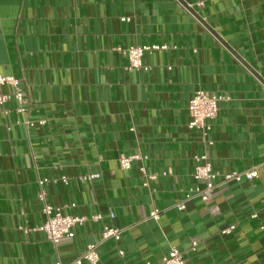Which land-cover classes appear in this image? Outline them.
<instances>
[{"label": "crops", "instance_id": "1", "mask_svg": "<svg viewBox=\"0 0 264 264\" xmlns=\"http://www.w3.org/2000/svg\"><path fill=\"white\" fill-rule=\"evenodd\" d=\"M144 46L165 49L129 70L121 50ZM0 74L28 100L23 115L0 108V264H72L89 245L99 264H159L172 248L186 264H264V0H0ZM198 90L228 98L207 138L189 127ZM204 153L259 177L180 211ZM40 179L51 206L88 218L57 246L35 230ZM105 226L121 240L103 242Z\"/></svg>", "mask_w": 264, "mask_h": 264}, {"label": "built area", "instance_id": "2", "mask_svg": "<svg viewBox=\"0 0 264 264\" xmlns=\"http://www.w3.org/2000/svg\"><path fill=\"white\" fill-rule=\"evenodd\" d=\"M204 5V3H200ZM129 19L123 18L122 21H128ZM165 47L161 46H144V47H130L121 50L123 56H125L129 61L128 69L134 70H149L143 65V55L146 52H153L156 50H162ZM9 87L10 92H5V88ZM12 100H15L19 104L17 109L18 114H25L26 105L28 100L26 99L24 90L21 88L20 82L14 77H6L0 74V108L2 110L5 106ZM228 98L223 95L212 94L205 90H198L194 93L190 103H189V114L191 121L189 127L191 129L200 130L204 138H207L212 130L210 122L214 120L220 110V105L222 102L227 101ZM25 124L28 127H34L35 123L32 121H26ZM46 121L39 122V125L43 126ZM213 142L209 145L213 146ZM147 158L141 154L132 156H121L119 163L122 170H130L135 163L146 160ZM195 171L193 174L194 180L197 182V186L188 191L185 197V201L178 204L177 208L180 211L186 210V203L194 199H199L203 203H210L213 193L220 184L239 182L242 180L252 181L259 177V172L257 168H252L245 172H233L229 174H222L216 171L211 162V158L208 153H204L195 157ZM141 172L147 178L144 183L145 187L149 186V181L156 180L157 175L149 176L146 173L144 167L141 168ZM101 175H90L86 176L84 179L87 181H92L100 179ZM62 181L67 183V178H62ZM49 181L46 179H40L38 181L39 194L38 199L42 204V212L46 219L44 223L37 227L36 231H42L46 234L50 243L57 246L63 239L74 238V228L77 225H82L88 220L87 217L82 216H68L63 213L62 208H55L51 206L47 201V194L45 192V186ZM71 207H75L72 205ZM161 210L155 209L151 212L150 217L158 221L161 217ZM253 218H257L258 215L255 213L252 215ZM110 218H114V214L110 215ZM92 221L98 222L102 220L101 215H96L91 217ZM234 227L223 231L224 234L231 232ZM103 242L114 240L119 242L122 238L123 232L120 229L105 226L102 233ZM97 245H89L82 256L76 259L72 264H99L100 258L97 253ZM121 256H124V252H119ZM61 264V263H59ZM145 264H154L152 261L147 260ZM159 264H186L184 259V254L178 248H172L170 252L165 255Z\"/></svg>", "mask_w": 264, "mask_h": 264}]
</instances>
